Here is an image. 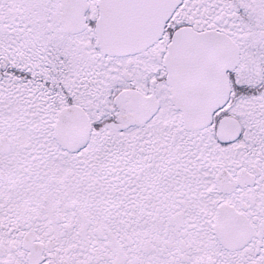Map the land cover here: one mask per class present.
I'll list each match as a JSON object with an SVG mask.
<instances>
[{
  "label": "snow or ice",
  "instance_id": "obj_1",
  "mask_svg": "<svg viewBox=\"0 0 264 264\" xmlns=\"http://www.w3.org/2000/svg\"><path fill=\"white\" fill-rule=\"evenodd\" d=\"M0 264H264V0H0Z\"/></svg>",
  "mask_w": 264,
  "mask_h": 264
}]
</instances>
